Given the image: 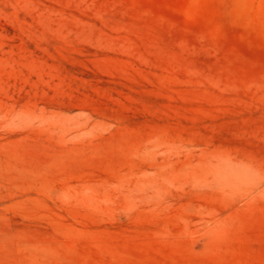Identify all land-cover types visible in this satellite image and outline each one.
I'll list each match as a JSON object with an SVG mask.
<instances>
[{
    "label": "rangeland",
    "instance_id": "obj_1",
    "mask_svg": "<svg viewBox=\"0 0 264 264\" xmlns=\"http://www.w3.org/2000/svg\"><path fill=\"white\" fill-rule=\"evenodd\" d=\"M0 264H264V0H0Z\"/></svg>",
    "mask_w": 264,
    "mask_h": 264
}]
</instances>
